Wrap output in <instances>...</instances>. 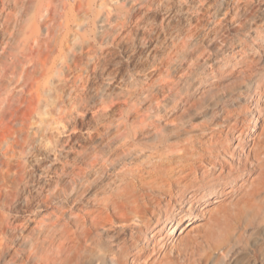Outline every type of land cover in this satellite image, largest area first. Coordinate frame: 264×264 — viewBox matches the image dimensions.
Returning <instances> with one entry per match:
<instances>
[{
  "label": "bare ground",
  "instance_id": "6f19581e",
  "mask_svg": "<svg viewBox=\"0 0 264 264\" xmlns=\"http://www.w3.org/2000/svg\"><path fill=\"white\" fill-rule=\"evenodd\" d=\"M53 1L37 0L38 19ZM136 3L82 0L73 25L1 34L0 256L13 253L9 264L53 245L83 250L88 264H113L114 250L125 251L120 264H178L156 256L176 229L183 264H228L243 209L264 234V75L253 68L264 65V41L244 46L245 6ZM255 126L261 133L243 145Z\"/></svg>",
  "mask_w": 264,
  "mask_h": 264
},
{
  "label": "rangeland",
  "instance_id": "374dc122",
  "mask_svg": "<svg viewBox=\"0 0 264 264\" xmlns=\"http://www.w3.org/2000/svg\"><path fill=\"white\" fill-rule=\"evenodd\" d=\"M15 1L17 0H0V42L3 41V37L1 34L3 32H7L8 29L13 28L14 26L21 25L23 27H26L27 25H43L45 26V23H48L49 25H55V24H75L79 18L78 16V5L82 0H54L52 3L49 4V11H44L41 15V17L37 18V7L38 2L37 0H20L25 1V7L22 9L20 7H17L15 5ZM86 2L87 0H83V2ZM156 12V22L160 23L163 19L164 14L162 11L160 12L159 9H154ZM247 17V14H246ZM245 17V19H246ZM243 21V19L241 20ZM230 25V23L227 25V27ZM231 26V25H230ZM228 27L229 35L230 37H234V34L236 35L238 31V26L233 25L231 27ZM230 28V29H229ZM232 35V36H231ZM6 38V37H4ZM144 42V41H143ZM141 42L138 46H141V48H144L149 46V43H143ZM2 46V45H1ZM115 51L124 56L125 46L124 45H118L114 47ZM1 72V70H0ZM262 110H264V104H261ZM261 133V127L255 126L251 133H247L246 128V136H243L244 140H242L243 145L247 143V145L250 143L252 144V141H254V137ZM254 134V137L252 136ZM256 134V135H255ZM245 135V133H244ZM251 137H253L251 139ZM236 142V140H233ZM238 150H241L238 148ZM220 161L222 163H225V165L229 166V164L234 163L233 167H237L238 169H244V166L237 161L235 157H230L229 154H223L220 158ZM233 165V164H232ZM231 166V165H230ZM243 167V168H242ZM219 168V166H217ZM247 170L245 173H251L249 168L245 169ZM249 171V172H248ZM264 193V191H262ZM244 211V212H242ZM236 218L235 222V228L234 233L231 231L230 237V243L235 244L237 242V252L235 257L231 259V261L228 262V264H264V234L259 233V229L256 226H252L254 221L257 220L258 216L256 215V212L254 210L251 211V209H243ZM250 217V218H249ZM242 218V219H241ZM253 221V223H251ZM251 223V224H250ZM249 224V227H248ZM255 227V229H254ZM166 232V237L168 239V244L164 248V251H158L156 252V256L158 257L159 261L163 258V253L166 255L164 258L167 259V257H171L172 261L178 262V264L184 263V257L179 255L177 252H182L183 249L187 247L185 244V241H175L172 239V236L179 235V229H176L171 234H168V231ZM240 232V234H239ZM200 233L199 230H195L190 233V237L198 236ZM242 233V234H241ZM235 235V236H234ZM243 237V239H242ZM232 239V240H231ZM190 252V250H189ZM168 260L163 259V263ZM220 264H225V261L222 259Z\"/></svg>",
  "mask_w": 264,
  "mask_h": 264
},
{
  "label": "clouds",
  "instance_id": "9594fccd",
  "mask_svg": "<svg viewBox=\"0 0 264 264\" xmlns=\"http://www.w3.org/2000/svg\"><path fill=\"white\" fill-rule=\"evenodd\" d=\"M245 6V11L247 13V19L239 25L243 36L247 43L244 45L250 51H252V45L257 41H264V0H234V5ZM260 75H264V65H261L260 69H255ZM156 107H161L157 105ZM191 115V113H189ZM168 135L174 136L180 131V125L177 123L173 126L172 131L165 130ZM190 131V128L187 129ZM258 199L264 201V193H260ZM6 223L0 221V228L6 227ZM3 246V241H0V248ZM123 248V246H122ZM114 255L112 257L113 264H120V257L125 254V251L114 250ZM13 255V253H4L0 256V264H9L7 257ZM19 259H23L20 257ZM32 260H35L37 264H88V254L80 249H73L68 251L67 249H60L56 246L51 247H41L36 252L31 254L28 261H24V264H32ZM19 264V261L16 262Z\"/></svg>",
  "mask_w": 264,
  "mask_h": 264
},
{
  "label": "snow or ice",
  "instance_id": "6c2138e0",
  "mask_svg": "<svg viewBox=\"0 0 264 264\" xmlns=\"http://www.w3.org/2000/svg\"><path fill=\"white\" fill-rule=\"evenodd\" d=\"M146 3H147V0H143V2H141V0H137V3L135 4L133 10H135V8L145 7Z\"/></svg>",
  "mask_w": 264,
  "mask_h": 264
}]
</instances>
